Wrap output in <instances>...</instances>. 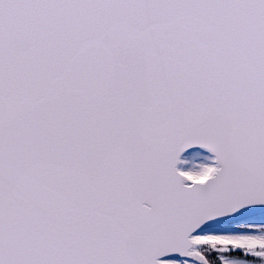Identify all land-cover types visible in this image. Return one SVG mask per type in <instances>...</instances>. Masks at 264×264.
Returning a JSON list of instances; mask_svg holds the SVG:
<instances>
[{
    "label": "snow or ice",
    "instance_id": "6c2138e0",
    "mask_svg": "<svg viewBox=\"0 0 264 264\" xmlns=\"http://www.w3.org/2000/svg\"><path fill=\"white\" fill-rule=\"evenodd\" d=\"M0 264H264V0H0Z\"/></svg>",
    "mask_w": 264,
    "mask_h": 264
},
{
    "label": "rangeland",
    "instance_id": "374dc122",
    "mask_svg": "<svg viewBox=\"0 0 264 264\" xmlns=\"http://www.w3.org/2000/svg\"><path fill=\"white\" fill-rule=\"evenodd\" d=\"M202 155H207V153H202ZM194 157H196L197 159H195ZM194 157H188V164L189 166H191L192 164H195V163H199V162H202V157L200 156H195Z\"/></svg>",
    "mask_w": 264,
    "mask_h": 264
},
{
    "label": "bare ground",
    "instance_id": "6f19581e",
    "mask_svg": "<svg viewBox=\"0 0 264 264\" xmlns=\"http://www.w3.org/2000/svg\"><path fill=\"white\" fill-rule=\"evenodd\" d=\"M189 157H192V156H189ZM194 157V156H193ZM195 159H197L196 157H194Z\"/></svg>",
    "mask_w": 264,
    "mask_h": 264
}]
</instances>
